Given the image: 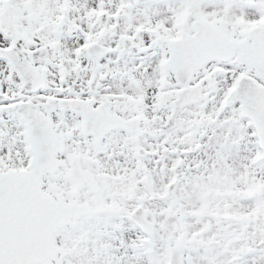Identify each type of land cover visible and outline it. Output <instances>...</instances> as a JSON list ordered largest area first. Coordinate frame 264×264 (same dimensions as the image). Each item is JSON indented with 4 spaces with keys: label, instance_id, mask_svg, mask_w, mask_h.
I'll return each instance as SVG.
<instances>
[{
    "label": "snow or ice",
    "instance_id": "snow-or-ice-1",
    "mask_svg": "<svg viewBox=\"0 0 264 264\" xmlns=\"http://www.w3.org/2000/svg\"><path fill=\"white\" fill-rule=\"evenodd\" d=\"M0 264H264V0H0Z\"/></svg>",
    "mask_w": 264,
    "mask_h": 264
}]
</instances>
